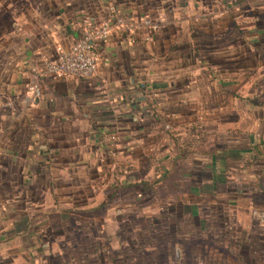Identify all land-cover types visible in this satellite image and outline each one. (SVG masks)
Here are the masks:
<instances>
[{
    "label": "crops",
    "instance_id": "1",
    "mask_svg": "<svg viewBox=\"0 0 264 264\" xmlns=\"http://www.w3.org/2000/svg\"><path fill=\"white\" fill-rule=\"evenodd\" d=\"M103 21L95 74L31 98ZM66 216L73 264H125L122 231L149 264H264V0H0V264H56Z\"/></svg>",
    "mask_w": 264,
    "mask_h": 264
},
{
    "label": "built area",
    "instance_id": "2",
    "mask_svg": "<svg viewBox=\"0 0 264 264\" xmlns=\"http://www.w3.org/2000/svg\"><path fill=\"white\" fill-rule=\"evenodd\" d=\"M116 22L120 23V20H116ZM143 24L150 25L148 21H144ZM151 29L155 30L156 26L151 25ZM109 33L110 25L108 21H103L84 30L66 52H61L55 58L47 60L42 71L32 69L31 81L26 87L31 98L36 99L39 96L41 73L56 78L74 76L87 79L92 77L95 74L98 61L94 45L106 40Z\"/></svg>",
    "mask_w": 264,
    "mask_h": 264
},
{
    "label": "rangeland",
    "instance_id": "3",
    "mask_svg": "<svg viewBox=\"0 0 264 264\" xmlns=\"http://www.w3.org/2000/svg\"><path fill=\"white\" fill-rule=\"evenodd\" d=\"M263 0H252V2L254 4H259L261 3ZM4 18V17H3ZM5 20V19H4ZM175 188H178L175 187ZM162 190V189H161ZM161 190L158 189V192H162ZM100 201H98L99 203ZM70 219V220H69ZM89 221H83L80 220V224H91L93 222V219H88ZM96 221L101 220V218L99 217L98 219H95ZM79 223L78 218H69V217H62V218H57V225H61L62 224L68 226L66 227L63 231L59 232V228L57 227V237L61 242L57 243V250H55L57 253L54 254V251H50L48 250L47 253H45L46 256L49 257H56L57 259L55 260L56 264H73V262H70L71 259L70 258H85L88 257L89 255V251L91 250L90 248H87L85 246L83 247H79L85 243H83L84 237H82V235L80 233L76 234V230L74 229L73 226H71L74 223ZM128 222V221H127ZM75 223V224H76ZM123 224H126V222H123ZM62 228V227H61ZM63 229V228H62ZM60 233V234H59ZM148 234V233H146ZM121 235H123V238L120 240L121 242V253L119 255V257L121 256L122 258L125 257L126 259V263L125 264H149V257L151 254V240L149 238V236L147 237H143V234H139L137 235L136 232V239H132L130 238V236H133L132 232H121ZM52 236H48L47 239H51ZM163 242H165V240H163ZM82 243V244H81ZM165 244V243H164ZM79 248H78V247ZM165 245L162 248V254H159L160 256L166 258V251H165ZM160 251V250H159ZM91 253H93L92 251H90ZM97 254V253H95ZM95 256V255H94ZM86 259V258H85ZM140 261H137V260ZM49 264H54L53 262L49 263ZM82 264V263H79ZM84 264V263H83Z\"/></svg>",
    "mask_w": 264,
    "mask_h": 264
},
{
    "label": "trees",
    "instance_id": "4",
    "mask_svg": "<svg viewBox=\"0 0 264 264\" xmlns=\"http://www.w3.org/2000/svg\"><path fill=\"white\" fill-rule=\"evenodd\" d=\"M165 175H167V174H165ZM160 181H162L163 183H164V182H167V183H165V185H166V189H167L168 191H170L171 193L175 191V189H176L175 187H177V186H176L175 184L168 183V178L163 177V178H161ZM138 185H139L140 188L142 189V192H146L147 190L151 189V188H150L151 185H150V187H149V184H148V183H142V182H140ZM163 185H164V184H163Z\"/></svg>",
    "mask_w": 264,
    "mask_h": 264
}]
</instances>
